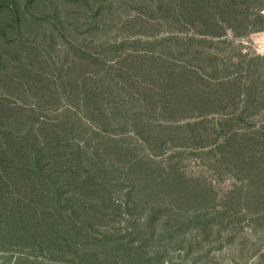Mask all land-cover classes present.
I'll list each match as a JSON object with an SVG mask.
<instances>
[{
    "label": "rangeland",
    "instance_id": "rangeland-1",
    "mask_svg": "<svg viewBox=\"0 0 264 264\" xmlns=\"http://www.w3.org/2000/svg\"><path fill=\"white\" fill-rule=\"evenodd\" d=\"M16 1L0 14V264H264V107L243 113L241 92L264 102V0ZM154 54L174 58L157 73ZM27 67L50 93L19 82Z\"/></svg>",
    "mask_w": 264,
    "mask_h": 264
},
{
    "label": "trees",
    "instance_id": "trees-1",
    "mask_svg": "<svg viewBox=\"0 0 264 264\" xmlns=\"http://www.w3.org/2000/svg\"><path fill=\"white\" fill-rule=\"evenodd\" d=\"M28 1L29 0H27L26 1V3H25V5H27V3H28ZM65 1H67V2H72V3H77L79 0H65ZM81 2H83L84 0H80ZM241 1V0H240ZM246 2V1H245ZM200 3H203L202 1H200ZM16 4H17V1L16 0H0V14H2L3 12H5L6 10H8L9 11V13L10 14H12L13 15V17H15V18H17L18 17V9L16 8ZM30 4V3H29ZM29 4H28V6H29ZM181 4H183V2H181ZM199 8H202V7H199ZM222 11H223V9H221ZM33 16H35V15H33ZM215 18V17H214ZM213 18V19H214ZM214 21H216V22H219L218 20H214ZM200 34L201 35H204V32L203 31H200ZM1 35L2 36H4V34L3 33H1ZM206 35H210V34H206ZM222 34H221V32L220 31H217V32H214V34H213V36L215 37H220ZM211 36V35H210ZM179 39L181 40L182 38H179V37H177V36H170V37H168V38H165V39H162V40H159V43L162 45V44H164V45H166V44H170V45H172V44H175V42H178L179 41ZM136 42L137 41H135V42H130V45H132V44H136ZM123 46V45H122ZM154 47V46H153ZM96 51H91V53L89 52V57H90V55L92 56V57H94V59H95V61L97 60H104L105 58L103 57V54H102V49L101 50H98V49H95ZM112 51V49L110 50H108V52H111ZM104 52H106L105 50H104ZM88 53V52H87ZM87 53L86 54H84L83 55V57L82 58H86V55H87ZM153 54V53H152ZM160 55V54H159ZM157 57H158V55H156V54H154V56H153V58L154 59H156V60H154V62L157 64V65H159V69L157 70V73H159L160 71H162L163 70V67L161 66L162 65V62L163 61H165V62H169L171 59L173 60V58L174 57H172L171 59H163V58H160L159 57V59H157ZM162 57V56H161ZM167 58V57H166ZM111 60H113V59H111ZM113 61H115V60H113ZM119 61V60H118ZM153 62V63H154ZM119 65H120V62H117ZM153 63H151V66H150V68L152 67V65H153ZM114 67V66H113ZM29 68V69H28ZM31 67H27V68H22V70H21V72L23 73V78L19 81L21 84H23L24 85V87L27 85V81H28V83H29V87H31V81H39L40 82V88H41V90H43L45 93H50V88H46L45 89V86H43V82L44 81H48L47 79H42V77H41V75H40V73H35V72H33V70L32 69H30ZM149 68V69H150ZM198 69H199V67L197 66V68H195L194 70H193V74L196 76L197 75V72H198ZM20 72V73H21ZM44 80V81H43ZM37 82H35V84L37 83ZM174 82V81H173ZM166 83H169L168 81L166 82ZM77 84H79V83H77ZM77 86V85H76ZM76 86H74V88L76 89ZM241 92H247L246 94H248L249 95V97L247 98V100H246V102L248 103V106H247V108L246 109H244V111H243V113L246 111V110H248V111H251V112H254V113H259L258 111H256V110H258V107L260 106V107H264V102L263 101H260V105H257V103L259 102H257V103H252V102H250V99H251V97L253 96V94L255 93L254 92V90H253V84H244V85H241ZM45 89V90H44ZM28 91H29V89H28ZM197 92V96L195 97L194 96V98H192L191 99V101H196V102H198V101H200V105L203 103V102H205L204 101V97L202 96V92L200 91V89L198 88V91H196ZM200 92V93H199ZM249 92V93H248ZM93 94V93H92ZM91 94V95H92ZM181 96H182V94H180ZM35 96L36 97H38L39 96V94L38 93H35ZM183 97V96H182ZM178 98V97H177ZM221 98H223V97H220V99ZM80 100H82V102L84 103V105H87V100H90V94L88 93V94H86L83 98H81ZM183 100V99H182ZM182 100L180 101V102H182ZM174 102H176V103H178V100H173ZM184 103V102H183ZM192 103H194V102H192ZM252 104V105H251ZM250 105V106H249ZM64 107H68V106H64ZM196 107V106H195ZM69 109L67 110V111H73L72 110V108L71 107H68ZM60 109V108H59ZM82 112V111H81ZM86 111H84V113H85ZM197 112H199V113H202V111L200 110V109H198V111ZM197 112H194V113H197ZM88 113V112H87ZM86 113V114H87ZM193 113V114H194ZM243 113H241V115H239V117H237V118H240V119H242V120H245V119H247V118H249V117H247V116H245V115H242ZM86 114H84L85 116H86ZM202 115V114H201ZM143 116H146V115H143ZM188 118H190V117H187L186 119H188ZM141 119H144V118H141ZM55 121H56V119H55ZM143 121V120H142ZM204 126V122H196V123H191V122H185L184 124H182V125H180V124H177V122H175V123H171V122H168L166 125H161V124H156V125H153L152 123H148L147 121H143V123H139V124H136L135 125V128H136V133L137 134H143V132L144 133H146V134H152V135H156L155 134V131H157L158 132V134H157V136L159 135V136H161V135H164V136H167V135H169V137H171L170 135H173L175 132H179L180 134H184V137L185 136H187V138L189 139V141H191V140H196V138H197V135H198V137L200 136V132H203L204 133V131L202 130V127ZM214 133H215V131H213ZM141 134V135H142ZM216 134V133H215ZM157 136H155V137H157ZM236 137H238L237 135H235L232 139H235ZM217 139V141L218 140H221L220 138H216ZM59 143H61V140L58 142H55V143H53L52 145H50L49 147H47V148H49V149H51V150H55V149H58V146H60L62 143L64 144L65 142L63 141L61 144H59ZM217 144H218V142H216ZM224 143L226 144V145H229L230 146V144L232 143H234V141L232 140L231 141V138L230 139H225L224 140ZM62 144V145H63ZM221 146H223V145H221ZM83 155H85V154H83L81 151H76V154H75V156L74 157H72V159H74V161L77 163H79V165L81 164V158H82V156ZM38 161H40L39 159H40V157L38 156ZM38 164H40L39 162H38ZM101 186H104L103 184L101 185ZM105 193V192H104ZM105 195H107L106 193H105ZM108 197V195L106 196V198ZM140 207V206H139ZM153 216H152V218L153 219H151L150 221L152 222H154L155 220H157V219H159V217H160V210H158V211H156V212H154L153 214H152ZM203 215H201V216H197V215H195V216H193V217H188V222H199L200 221V219L201 218H203L204 219V222H202V224H204L205 226L204 227H207L208 226V223L206 222V218H205V216L204 217H202ZM193 218V219H192ZM152 222V224H154ZM145 231V230H144ZM73 235V234H72ZM131 236V239H129V241H128V243H130L131 245L132 244H134L136 241H140L141 239V245L140 246H143V242H145L146 241V238H145V233L144 232H138V233H136L135 234V236H134V234L132 235H130ZM141 236V237H140ZM127 237V236H126ZM126 237H122V243L124 242V240H125V238ZM111 237L110 238H107L106 236L104 237V239H103V241H107V242H111ZM115 241V240H114ZM114 241H112V242H114ZM20 258H18V261L20 262L21 260H19ZM19 262H18V264H19ZM21 263V262H20Z\"/></svg>",
    "mask_w": 264,
    "mask_h": 264
}]
</instances>
